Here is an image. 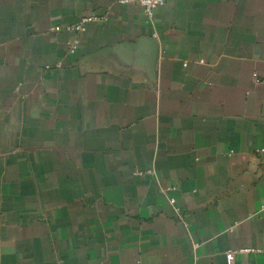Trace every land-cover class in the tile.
I'll return each instance as SVG.
<instances>
[{
  "label": "crops",
  "instance_id": "1",
  "mask_svg": "<svg viewBox=\"0 0 264 264\" xmlns=\"http://www.w3.org/2000/svg\"><path fill=\"white\" fill-rule=\"evenodd\" d=\"M0 264H264V0H0Z\"/></svg>",
  "mask_w": 264,
  "mask_h": 264
},
{
  "label": "built area",
  "instance_id": "2",
  "mask_svg": "<svg viewBox=\"0 0 264 264\" xmlns=\"http://www.w3.org/2000/svg\"><path fill=\"white\" fill-rule=\"evenodd\" d=\"M119 3H135L143 8L144 14L151 21L153 18V11L155 8L162 5L165 0H118ZM91 20H105V17H99L94 15L82 16L80 20L74 24L64 25H52L49 29L51 32L65 31L71 34L69 42V50L74 52L80 46V33L85 30V23ZM259 151V150H258ZM262 151V149L260 150ZM172 189V187H166V190ZM169 202L174 203V198L169 197Z\"/></svg>",
  "mask_w": 264,
  "mask_h": 264
}]
</instances>
